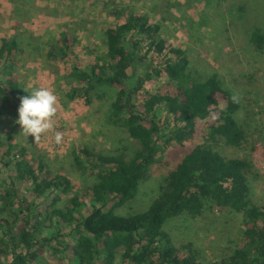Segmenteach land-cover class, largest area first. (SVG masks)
I'll use <instances>...</instances> for the list:
<instances>
[{
  "label": "trees",
  "instance_id": "trees-1",
  "mask_svg": "<svg viewBox=\"0 0 264 264\" xmlns=\"http://www.w3.org/2000/svg\"><path fill=\"white\" fill-rule=\"evenodd\" d=\"M125 14L105 30L106 62H72L67 83L71 98L114 90L110 119L140 148L128 157L83 144L72 151L68 173L55 171L38 154L30 157L28 147L7 132L6 119H18L20 97L30 89L22 81L19 40L0 37V264H41L47 250L59 256L57 264H264V204L249 199L251 162L213 147L221 138L242 145L243 102L218 74L195 77L185 50L169 47L154 18ZM251 42L264 50L260 26ZM76 43L70 33L59 38L62 59ZM162 77L174 89L143 97ZM162 146L165 165L175 166L160 195L143 211L121 214L118 209L136 198ZM89 168L99 171L81 192L78 173ZM234 214L244 218L243 235L229 255L212 262H204L198 248L176 244L167 229L170 219L181 216L205 217L219 227L224 222L227 229Z\"/></svg>",
  "mask_w": 264,
  "mask_h": 264
},
{
  "label": "rangeland",
  "instance_id": "rangeland-1",
  "mask_svg": "<svg viewBox=\"0 0 264 264\" xmlns=\"http://www.w3.org/2000/svg\"><path fill=\"white\" fill-rule=\"evenodd\" d=\"M132 11L145 13L160 23L161 37L169 42V47L185 50L195 77L203 79L218 74L224 87L243 102L240 117L246 139L235 147L221 138L213 142V147L228 157L251 162L249 199L263 205L264 50L251 42V33L256 26L264 32V0H0V37L19 40L17 58L24 85L30 90L48 88L57 97L53 128L48 132L36 139L28 136L15 115L5 121L7 132H11L15 142L28 147L30 157L32 153L38 154L55 171L66 173L73 163L72 151L83 144L106 154L123 153L128 157L138 150L139 143L129 136L126 128L110 119L114 90L104 88L71 98L67 83L72 62L84 67L99 59L106 62V28ZM64 33L77 39L73 54L66 59L56 49ZM49 52L53 57L48 56ZM170 89H174L173 83L162 77L157 85L144 91L143 97L148 91ZM56 133L62 134L59 143L55 140ZM166 151V146L159 148L158 161L152 165L138 195L118 212L143 211L160 195L175 166L165 165ZM98 171L89 168L86 174L78 173L81 192L87 191L89 181ZM210 221L205 217L181 216L170 219L167 229L176 244L192 245L200 250L204 262H212L234 250L245 223L242 214H234L229 223L226 221L227 229L224 222L219 227L217 221L215 224ZM75 233L66 240L73 239ZM41 257V264L58 263L59 256L48 250Z\"/></svg>",
  "mask_w": 264,
  "mask_h": 264
},
{
  "label": "clouds",
  "instance_id": "clouds-1",
  "mask_svg": "<svg viewBox=\"0 0 264 264\" xmlns=\"http://www.w3.org/2000/svg\"><path fill=\"white\" fill-rule=\"evenodd\" d=\"M28 95L20 97L18 120L25 134L35 139L53 128V117L57 111L55 93L44 87L25 89ZM61 133H56L55 140L59 143Z\"/></svg>",
  "mask_w": 264,
  "mask_h": 264
}]
</instances>
